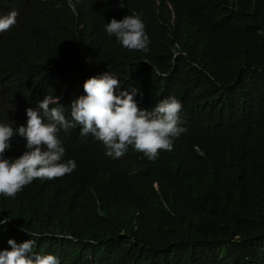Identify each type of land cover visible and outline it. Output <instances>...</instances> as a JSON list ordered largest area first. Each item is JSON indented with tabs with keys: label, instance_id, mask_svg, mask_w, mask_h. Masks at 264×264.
I'll use <instances>...</instances> for the list:
<instances>
[{
	"label": "trees",
	"instance_id": "16d2710c",
	"mask_svg": "<svg viewBox=\"0 0 264 264\" xmlns=\"http://www.w3.org/2000/svg\"><path fill=\"white\" fill-rule=\"evenodd\" d=\"M127 1L121 7V0H111L113 11L131 10ZM168 3L154 12L161 26L178 17L176 40L153 44V65L135 66V72L156 75L157 68L169 75L157 82L187 96L202 115L199 127H187L172 151H160L154 161L141 157L137 165L125 156L111 160L67 149L79 169L88 163V183L77 187V201L63 211L58 192L28 206L0 200V221L15 225L0 223L1 248L10 238L18 244L33 239L36 253L66 264H264V0ZM107 16L88 12L84 18L102 27ZM196 26L204 51L185 57ZM28 59L20 53L11 62V77H19ZM79 65L82 57L68 67ZM246 80L251 99L263 106L260 120L239 115ZM37 92L43 94L39 86ZM116 193H125L149 221H140L134 207L120 218H101ZM89 206L91 217L81 216V210L90 215Z\"/></svg>",
	"mask_w": 264,
	"mask_h": 264
},
{
	"label": "clouds",
	"instance_id": "9594fccd",
	"mask_svg": "<svg viewBox=\"0 0 264 264\" xmlns=\"http://www.w3.org/2000/svg\"><path fill=\"white\" fill-rule=\"evenodd\" d=\"M127 2L132 9L119 12L111 0H0V200L7 206L40 203L52 192H58L63 211L72 206L77 187L88 183V163L82 171L67 158V149L111 160L125 156L137 165L141 157L154 161L160 151H172L187 127L201 124L186 95L157 82L166 83L169 75L157 68L156 75L135 72V66L153 65V44L176 40L178 17L161 26L154 12L156 6L170 7L168 0ZM88 12L108 14L102 27L84 18ZM190 43L183 56L204 51L199 26ZM20 53L29 59L13 78L9 67ZM81 57L83 65L68 67ZM30 69L34 74L26 75ZM251 96L246 80L239 115L260 120L263 106ZM82 176L87 181L79 183ZM131 207L140 221H149L125 193L108 196L101 218H120ZM86 210L90 215H80L91 217L92 207ZM7 222L13 225L0 221ZM34 244L8 239L6 249L0 247V264H66L52 253H36Z\"/></svg>",
	"mask_w": 264,
	"mask_h": 264
}]
</instances>
